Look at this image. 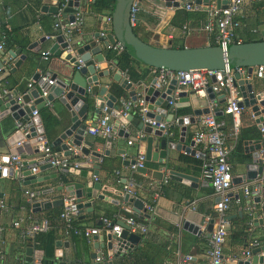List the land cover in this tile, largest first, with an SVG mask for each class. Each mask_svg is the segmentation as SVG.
<instances>
[{"label":"crops","instance_id":"obj_1","mask_svg":"<svg viewBox=\"0 0 264 264\" xmlns=\"http://www.w3.org/2000/svg\"><path fill=\"white\" fill-rule=\"evenodd\" d=\"M57 2L56 0H0V34L1 32L6 34L4 47L0 52V81L8 78L11 83L10 90L0 89V99L7 94L23 96L31 90L26 85L32 81L35 75L43 72L52 74L58 67L62 66V62L50 54L46 60L42 58V53H49L55 44L54 21L61 25L65 23L60 9L56 14L51 13V7H54ZM94 2L95 0L79 1L77 11L82 14L83 26L72 37L71 46L74 50L81 44L88 43L95 35L97 37L100 33L106 35L110 29L109 24L106 23V18H109V11L95 9L93 7ZM183 6L181 4L178 9H171L165 8L162 3L155 4L153 0H141L137 7L136 24L133 27L135 35L142 42L160 48L174 47L177 49L179 46L203 47L209 45L213 41V35L203 31V26L207 22L204 12H185ZM176 10H181L182 14H186V19L181 20V17H174ZM238 20L239 27L235 30V36L241 43L262 39L264 36V0H245L240 8ZM183 25H186L184 32L181 30ZM45 36L48 39L41 40ZM31 44L33 48L27 50ZM9 53L15 54L14 59L25 56V61L19 67L13 68V58L9 56ZM102 54L110 75L100 81L105 84L106 92L116 99L114 106H118L120 101L130 99L127 96L128 92L114 81L116 71L125 73L123 79L131 83L129 91L135 92L137 89L143 88L152 79L151 68L145 67L130 58L125 62H117L116 57L122 56V54H115L105 49ZM253 80L258 86L264 87L260 80L255 78ZM184 91L187 92L188 105L177 109L173 108L172 112L168 107L161 122L167 123L171 127L169 129L170 139L173 142L178 143L180 140L181 146H189L190 150L200 154L202 145L190 144L192 136L197 130L196 120L198 117L194 118L195 123L193 125L188 126L186 137L179 136L180 127L176 125L175 121L190 117L194 110L207 109L208 98L207 96L200 98L194 93L189 95V90ZM93 100L94 96H90L88 100L90 116L86 121V126L97 117V114L93 113ZM214 101L215 109L221 112L220 116L215 117L224 123V132L228 141H231L232 123L231 118L222 113L223 98L218 95L214 97ZM1 113L0 111V115ZM37 115L46 133L45 141L50 144L59 133L57 127L59 119L67 118L68 114L58 100L53 99L37 111ZM129 115L132 121L125 125H116L114 138L111 140L87 135V140L93 142L89 152H95L101 158V162L97 165L96 180L93 181L99 184L98 194L103 199L94 200L90 205L91 211L82 208L74 220L75 225H79V227L98 226L97 222L100 217H110L116 213L124 203L123 187L129 177L135 180L136 199L140 200L143 205L150 200L151 185L158 184L161 188V194L154 202L153 212L146 217L142 214L138 216L146 225V235L139 236L140 239L133 249L117 257L115 264H178L179 259L185 256L191 257V261L187 264H204L207 237L203 235L196 237L191 235L189 230L191 226L198 225L199 231L204 232L210 222H212V226L214 224L212 208L214 198L211 189L206 187L200 179L201 159H196L183 151L168 150L166 158L160 164L144 162L145 173H130L128 165L137 154H143L144 143L134 140L130 146L126 145V141L134 138L135 134L139 132L136 124L133 123V120L140 121L138 115L133 111ZM252 115L253 113L249 108H244L239 113L237 136L240 138V144L229 157L233 179L232 192L233 194L236 193L239 198L241 188L250 184L249 182L241 184L240 180H237L244 173L243 167L249 156L247 149L251 147L249 142L260 139L261 135L257 123L264 121L263 114H255L254 117ZM44 116L49 119L47 127L42 120ZM15 122L9 115L0 116V157H10L8 153L12 148L8 141L14 133ZM114 124L115 121H113ZM31 147L30 145L29 150L25 149L21 154H15L19 156L20 164L17 169L13 170L20 172L22 163L32 162L33 164L27 166L26 169L38 168L37 173H32L37 181L27 182V185L23 186L20 177L0 179V202L4 207L0 209V264H36L42 260H46L47 263L52 261L56 251L54 245L52 258H43L42 253L33 247V242H22L12 227V223L15 221L22 224L27 221L34 223L43 219L48 221V232L53 236L54 244L59 241L62 245L58 250L64 262L68 264H96L91 258V254L101 252L108 257L107 259L112 260L114 255L111 251L95 250L93 247L95 243L104 242L105 236H102V241L100 235L97 236L96 241L92 237L90 243L74 236L63 238L61 223L57 219L60 207H51L47 210H36L32 207L35 203L50 202L60 199L62 195H67L62 189L63 179L77 183H82L83 179L80 178V175H73V172L61 176L51 167L43 164L37 165L39 152L33 154ZM70 149L77 153L70 159L80 163L77 173L92 172L93 162L82 156L77 148L71 147ZM40 167L43 168L40 169ZM155 171L161 174L160 180L151 177ZM169 171L188 175L195 180L184 181L177 176L169 175ZM261 178L264 179V175ZM44 188H53L54 191L42 198L38 197L31 204L25 203L23 195L25 190L35 191ZM58 188L61 189L58 190ZM241 203L242 205L237 207L231 202L225 212V219L228 222V235L223 245L225 257L239 254L249 237L257 239L261 246H264V233L260 231L258 226L253 228L251 235L245 233L246 216L240 213L239 209L244 206L245 200H242ZM257 220H260V217L257 216ZM184 223L188 226H184ZM262 224L264 225V219H262ZM183 226L184 229H182ZM64 243H67V247L63 246ZM27 246L32 251L31 263H27L29 258L25 256ZM128 255H130L129 261L124 262Z\"/></svg>","mask_w":264,"mask_h":264},{"label":"water","instance_id":"obj_2","mask_svg":"<svg viewBox=\"0 0 264 264\" xmlns=\"http://www.w3.org/2000/svg\"><path fill=\"white\" fill-rule=\"evenodd\" d=\"M80 0H67L63 7L60 9V3L58 2L54 7H51V13L56 14L60 9L62 13V19L64 21H70L72 14L77 11V7ZM135 2L137 7L141 0H113L110 12H109V26L108 33L99 38L97 35L93 37L85 45H80L74 50V55L71 56L65 53L67 44L64 42L60 30L55 32V44L51 47L48 54L62 62V66L51 74V79H58L60 83L57 87H49L48 94L45 98L39 97L37 90L31 89L28 93L19 97L15 94H7L0 99V111L2 115H9L14 121H28L31 120L32 126L27 129V135L23 138V142L17 148H14V144L20 137L19 133L13 134L8 143L12 150L9 151L10 156L15 154H21L25 149H28L31 145V151L33 154L38 153L37 143L45 140L46 134L42 128L41 121L38 115L31 116L32 111H39L46 103H50L53 99H57L67 112V118L59 119L58 130L59 133L50 142V146L55 152L61 153L63 156H69L68 151L71 147L77 148L79 153L87 157L89 161L93 162L92 172L77 173L78 170L70 169L69 172H73V175H80L83 179L82 183L69 182L63 179L62 189L68 196L74 199L78 212L82 208L91 211V203L94 200H102L103 197L98 194L100 186L93 181V177L97 176L98 161H101L100 155L95 152H89L92 147V141L87 140L86 121L89 119L88 113V100L90 96H94L93 100V113L99 114L102 106L108 109L115 107L114 103L116 99L106 92L105 84L100 81L102 78H106L110 75V71L107 69V64L103 61L102 51L107 45H113L115 42L119 43L125 53L135 62L153 69L162 68L172 72H186L187 70H208L217 71L212 81L217 80L221 76V70L225 63H227L230 69L241 68L245 69V79L240 78L237 73H233V87H235L239 93L241 101L239 106L249 108L253 117L255 114H263L264 116V87L258 86L253 80L251 73L254 67H264V36L262 39L253 42L240 43L229 45L223 53L217 46H203V47H182L180 49L173 48H160L148 45L142 42L133 31V28L129 24V11L132 3ZM155 4L162 3L165 8L178 9L181 4L183 5H206L208 0H153ZM225 0H217L216 6L223 7ZM57 23V21H54ZM41 40H44L41 39ZM33 48V45H29L27 50ZM15 55V54H14ZM12 53L9 56L13 58V68L19 67L25 56H20L18 59H14ZM77 60L82 64L81 67H77ZM13 69L11 70V72ZM88 75V76H86ZM38 75L33 77L32 81L37 79ZM114 81L128 92V97L134 100V91H129L131 83L124 80L120 76V72L116 71ZM154 79L143 87L144 101L146 103L147 112L145 118L161 122L165 117L166 110L168 108L167 103L172 100V94L174 93L175 81L170 80L168 85L162 89H156L154 86ZM189 95L193 94L192 91L188 92ZM208 100L214 98V95L209 89L206 90ZM176 102L174 108H180L188 105L187 92L180 91L176 93ZM31 102V104H30ZM163 106V107H162ZM208 113L207 109L194 110L190 117L182 119H176V125L180 127L179 136L186 137L188 126L195 123V119L201 115ZM215 116H220L221 112L218 109L214 110ZM172 120V119H171ZM129 121H132L131 116L128 115L125 118L115 120L114 131L116 125H125ZM136 124L137 131L142 132L143 137L141 142L144 143L143 158L144 162H154L160 164L162 160L166 158L168 150L171 151H183L188 155L193 156V150L190 147L181 146L180 140L178 143L173 142L170 139L169 128L165 133L163 129L155 126H150L147 123H142L138 120H133ZM257 128L260 129L264 125V121L257 123ZM192 145V142H190ZM189 144V145H190ZM251 147L247 149L248 160L244 165V173L240 179L241 184L246 182H252L257 179H262L264 175V139L260 138L249 142ZM29 150V149H28ZM9 158L0 157V179L20 177L23 182V186L27 185V182L33 183L37 181L27 166L33 163H22V170L20 172L14 171L12 168L5 166ZM134 162L132 160L129 164ZM50 167L49 165H45ZM43 167H40L42 169ZM140 174L145 173V168L137 171ZM169 175H174L181 178L184 181L195 180L188 175H183L173 171L168 172ZM155 180L161 179V174L157 171L153 172L151 176ZM233 183V179L231 180ZM258 183V182H257ZM61 188H58L60 190ZM261 200H264V188L260 191V195L252 197L251 200H246V204L252 203L258 205ZM123 202L131 205V209L134 215L144 213L143 203L138 199H129L127 195L123 196ZM60 207L61 200L54 201H42L35 203L32 207L36 210H47L51 207ZM144 216H146L144 214ZM256 214H252L254 219V226H260L261 220L256 221ZM257 222V224H256ZM184 226H188L184 223ZM184 226L182 229H184ZM212 222L205 228V231H199L198 225L190 227V234L196 237L203 235L208 237L211 232ZM121 232L118 236L109 235L105 237L104 242L95 243L93 246L95 250L101 249L105 251H111L114 255L112 260H105L99 264H115V259L125 252H129L137 244L140 237L135 234H129L127 227L120 224ZM101 241H102V237ZM93 240H97L94 237ZM54 246L56 251L54 252L52 261L46 260L39 261L36 264H68L61 258V253L58 250L62 245L59 241L55 242ZM64 247H67V243H64ZM261 253V254H260ZM32 251L30 247L25 248V256L29 258L27 263H31ZM97 253L91 254V258L94 260L97 257ZM130 255L126 256L125 261H129ZM237 264H264V246L253 249L251 257L245 260L239 261Z\"/></svg>","mask_w":264,"mask_h":264},{"label":"built area","instance_id":"obj_3","mask_svg":"<svg viewBox=\"0 0 264 264\" xmlns=\"http://www.w3.org/2000/svg\"><path fill=\"white\" fill-rule=\"evenodd\" d=\"M60 3V9L63 7L67 0H56ZM217 0H208L206 5H184L183 10L185 12L202 11L206 17V24L203 26V31L213 35V45L219 47L224 53L229 45L240 44V40L235 36V30L239 27V12L245 0H225L226 3L223 7L216 6ZM57 2V3H58ZM137 5L132 3L129 11V24L133 28L136 24ZM106 23L109 24V18H106ZM83 26L82 14L78 11L72 14L70 21H65L63 25L54 23V29L60 30L64 42L67 44L65 53L73 56L74 49L71 46V40L74 33H78ZM184 32L186 25L181 27ZM255 32V30H253ZM99 37L103 38L104 33H100ZM6 39L5 32L0 34V52L3 50L4 41ZM44 39H48L47 36ZM106 51L113 52L115 54L124 53V48L117 42L113 45H107ZM48 53H42V58L46 60ZM78 68L82 66L79 60H77ZM152 70V79H154V87L156 89H162L166 87L170 80L175 81V91L172 94V100L167 103L169 110L173 111V105L176 100V93L184 90L192 91L196 96L205 98L207 96L206 90L215 96L221 95L223 98L224 107L222 113L231 118L232 128V140L228 141L227 135L224 132V123L221 120H217L214 114L216 104L214 98L208 100L207 110L208 113L201 115L196 120L197 130L192 136V144L202 145V152L199 154L193 152V156L200 161V179L202 183L211 189L214 204V224L211 232L206 238V249L204 252V264H237L239 261H243L251 257L253 249L261 247L260 242L255 238H247L242 251L233 256L225 257L223 254V245L225 238L228 235L227 226L228 222L225 219V212L228 210L229 205L233 202L237 207L242 205V200H245L244 206L240 209V213L246 216L245 221V233L251 235L254 226V219L252 214L255 213L260 220L264 219V200L258 205L249 203L246 204V200H251L252 197L260 195V191L264 188V182L261 179L249 182L248 186H243L240 190V198L232 192V174L231 165L229 162L230 154L233 152L237 142V117L242 111L239 106L241 98L235 87H233V73H237L240 77H245V69L236 68L230 69L227 63L224 64L221 70V76L219 79L212 81V78L219 72L208 70H187L186 72H172L162 68ZM1 72V69H0ZM264 67H254L251 76L257 80H260L264 86ZM120 76L125 78V73L120 72ZM60 83L58 79H51V74L43 72L38 74L35 81L27 83L28 89L37 90L39 97L45 98L48 94L49 87H57ZM134 100L127 99L120 101L118 106L108 109L105 106L99 111V114L93 122L86 126V134L91 137H101L105 140H111L114 138V125L113 121L120 118H125L130 112H136L142 123H147L150 126L163 129L164 133L170 128L167 123L155 122L145 118L147 112L146 103L144 101L143 88L137 89L134 92ZM19 101V97L17 99ZM47 104V103H46ZM37 112L34 110L31 112V116H36ZM32 126L30 119L28 121H16L14 124V133H19L20 137L14 144V148H17L23 142V138L27 135V129ZM260 138L264 139V125L259 129ZM143 137L142 132H137L134 138H130L126 141V145L130 146L132 142L140 141ZM37 149L39 152V158L37 159V165H49L56 171L57 174L64 176L70 169L78 170L80 163L75 160H71V156H75L77 153L75 150L69 149V156H63L61 153L55 152L47 141L43 140L37 143ZM101 161H98V164ZM20 164V158L18 155L10 156L6 167L17 169ZM143 154L139 153L134 159V162L128 165L130 173H135L138 170L144 168ZM2 166L0 165V168ZM31 173H37V167H31ZM93 180H96L93 177ZM258 182V183H257ZM165 183V182H164ZM150 200L147 204L143 205L144 213L134 215L131 205L123 203L122 207L110 217H100L98 219V226L93 227H78L74 226L73 222L78 215V209L74 199L68 195H62L60 197L61 206L57 216V219L61 223V234L63 238H68L70 235L79 237L86 243L92 241V237L97 236H118L121 232L120 224H123L128 229L129 234H135L143 237L147 233V228L144 222H142L138 216L144 214L147 216L153 212V206L155 200L161 194V188L158 184L151 185ZM136 182L133 178L129 177L126 184L123 187L124 195H127L129 199H136ZM53 188L38 189L35 191L25 190L23 192L25 203L31 204L38 197L42 198L45 195L52 194ZM241 204V205H240ZM4 208L0 202V209ZM144 216V217H146ZM256 216V219H257ZM12 227L16 230L18 238L22 241H31L36 235L42 234L48 231V221L43 219L37 222L27 221L25 223L15 221L12 223ZM260 231L264 233V225L258 226ZM261 254V253H260ZM98 256L93 260L96 264L107 259L104 253H98ZM191 261L190 256H185L179 259L178 264H187ZM39 263V261L37 262ZM18 264V263H16Z\"/></svg>","mask_w":264,"mask_h":264},{"label":"trees","instance_id":"obj_4","mask_svg":"<svg viewBox=\"0 0 264 264\" xmlns=\"http://www.w3.org/2000/svg\"><path fill=\"white\" fill-rule=\"evenodd\" d=\"M113 0H95V2L93 3V7L97 10H106L110 12L111 6H112ZM181 10H176L174 13V17H181V20H185L186 19V14H182L180 12ZM203 14V13H202ZM135 34V33H134ZM209 46H214L213 43L211 42L209 44ZM174 49V47H171ZM182 48V46H179L177 49ZM130 57L124 52L122 53V56H118L116 57V61L117 62H125L126 60H128ZM131 59V58H130ZM132 60V59H131ZM127 71V70H126ZM11 83L9 82L8 78H4L3 81H0V89L1 90H10ZM217 120H219L218 118H216ZM45 126L47 127V125L49 124V119H46V117L44 116V119H42ZM46 134V133H45ZM240 142V138L237 136V142H236V146L235 149L239 146ZM75 221L73 222L74 226H78L79 225H75ZM71 237V235L69 236ZM53 245H54V238L52 235H50V233L47 231L45 233L42 234H38L34 237L33 239V247L40 251L43 255V258L46 259H51L53 252Z\"/></svg>","mask_w":264,"mask_h":264}]
</instances>
